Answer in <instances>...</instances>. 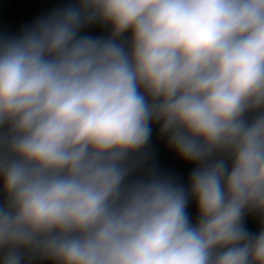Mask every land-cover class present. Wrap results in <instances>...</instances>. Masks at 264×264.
Returning <instances> with one entry per match:
<instances>
[{
	"label": "clouds",
	"instance_id": "1",
	"mask_svg": "<svg viewBox=\"0 0 264 264\" xmlns=\"http://www.w3.org/2000/svg\"><path fill=\"white\" fill-rule=\"evenodd\" d=\"M44 262L264 264V0H71L0 34V264Z\"/></svg>",
	"mask_w": 264,
	"mask_h": 264
},
{
	"label": "crops",
	"instance_id": "2",
	"mask_svg": "<svg viewBox=\"0 0 264 264\" xmlns=\"http://www.w3.org/2000/svg\"><path fill=\"white\" fill-rule=\"evenodd\" d=\"M69 2L71 0H0V34H17L24 26ZM29 7L31 8L29 9ZM91 29L95 30L93 34ZM86 32L93 36H100L105 35L107 29L97 25L86 29ZM158 133L159 125H154L151 142L148 146L150 153L148 165L154 164L158 170L174 175L177 170L167 165L173 151L167 147L166 139L161 138ZM192 210L196 213L193 206ZM244 223L249 232L254 234L259 232L261 225L257 215L249 214Z\"/></svg>",
	"mask_w": 264,
	"mask_h": 264
},
{
	"label": "built area",
	"instance_id": "3",
	"mask_svg": "<svg viewBox=\"0 0 264 264\" xmlns=\"http://www.w3.org/2000/svg\"><path fill=\"white\" fill-rule=\"evenodd\" d=\"M31 7H29L30 9ZM95 32L94 29H91V33L93 34ZM167 165L169 167H173L175 168L176 174H174L173 176L179 180L182 184H184L185 186H187L188 183V176L191 172V170L193 169L194 165L186 163L182 160H180L176 154L173 152V155L171 157L170 160H168ZM193 205V209L196 211V206H195V202L192 201L191 202ZM44 264H51V262H44Z\"/></svg>",
	"mask_w": 264,
	"mask_h": 264
},
{
	"label": "rangeland",
	"instance_id": "4",
	"mask_svg": "<svg viewBox=\"0 0 264 264\" xmlns=\"http://www.w3.org/2000/svg\"><path fill=\"white\" fill-rule=\"evenodd\" d=\"M192 206H193L192 203H190L188 207V212H189L190 218L193 220V222H195L197 210L196 211L194 210L196 212L194 213L192 210Z\"/></svg>",
	"mask_w": 264,
	"mask_h": 264
}]
</instances>
